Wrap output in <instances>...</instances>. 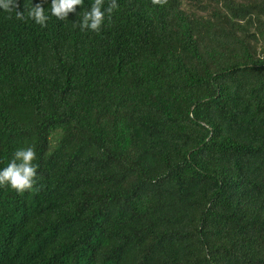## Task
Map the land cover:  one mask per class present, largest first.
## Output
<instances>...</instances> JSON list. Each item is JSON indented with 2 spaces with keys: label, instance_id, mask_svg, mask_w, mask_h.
<instances>
[{
  "label": "trees",
  "instance_id": "obj_1",
  "mask_svg": "<svg viewBox=\"0 0 264 264\" xmlns=\"http://www.w3.org/2000/svg\"><path fill=\"white\" fill-rule=\"evenodd\" d=\"M93 2L0 10V264H264V0Z\"/></svg>",
  "mask_w": 264,
  "mask_h": 264
},
{
  "label": "clouds",
  "instance_id": "obj_2",
  "mask_svg": "<svg viewBox=\"0 0 264 264\" xmlns=\"http://www.w3.org/2000/svg\"><path fill=\"white\" fill-rule=\"evenodd\" d=\"M153 5L163 7L168 0H151ZM84 0H51V15L59 20H67L70 13L76 12L77 6H83ZM105 0H94L91 9L80 13V20L74 23L82 32L92 31L99 34L105 23V18L109 23L112 21L113 13L119 10L117 0H109L105 8ZM17 0H0V10L7 13L15 12L17 20H32L41 27H47L49 15L46 14L42 4L35 6L26 5V11L20 12ZM11 18V16H9ZM37 154L33 146L19 149L14 153V157L7 167L0 170V187H9L23 194L26 191L33 190L38 182V167L34 163Z\"/></svg>",
  "mask_w": 264,
  "mask_h": 264
}]
</instances>
